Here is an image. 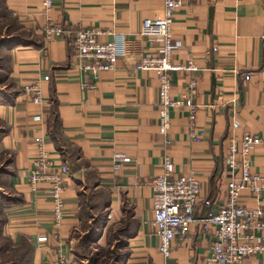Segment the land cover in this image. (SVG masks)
<instances>
[{
    "label": "crops",
    "instance_id": "0c3cea01",
    "mask_svg": "<svg viewBox=\"0 0 264 264\" xmlns=\"http://www.w3.org/2000/svg\"><path fill=\"white\" fill-rule=\"evenodd\" d=\"M53 1L48 11L44 0H0L1 37L22 39L2 48L7 67L0 80V190L6 196L0 209V264H55L58 250L76 252L89 230L83 211L89 197L96 199L99 214L108 216L107 227L121 225L126 264H205L214 231L203 233L200 221L174 239L169 259L159 252L152 183L169 156L179 173H197L203 197L224 203L228 143L246 131L263 139L250 158L253 172L264 176V0H186L175 12L174 37L181 46L172 59L191 60L196 70L172 73V98L184 97L196 80L194 130L206 133L200 142L193 139L187 106L173 108L168 134L160 133L158 74L136 68L143 56L162 54V42L142 33L145 19L163 15L161 0ZM49 19L64 28L63 36L45 39ZM79 28L100 30L104 43L125 37L126 51L114 70L98 77L81 71L74 47ZM247 71L253 72L249 81ZM37 83L43 106L24 92ZM38 113L44 116L42 129L33 119ZM38 135L45 136L56 163L66 162L71 170L59 229L48 183H40L38 192L29 183ZM116 153L131 158L120 170L113 167ZM242 203L264 205V194L260 199L244 191ZM207 211L201 203L195 215L201 219ZM43 235L48 240L39 242ZM106 241L102 235L100 244ZM243 264H264V252Z\"/></svg>",
    "mask_w": 264,
    "mask_h": 264
},
{
    "label": "built area",
    "instance_id": "2783aa9c",
    "mask_svg": "<svg viewBox=\"0 0 264 264\" xmlns=\"http://www.w3.org/2000/svg\"><path fill=\"white\" fill-rule=\"evenodd\" d=\"M163 15L156 19L147 18L143 21L142 33L158 39L163 44L161 55L143 56L136 68L153 70L159 77V131L168 134L172 125L171 111L175 107L187 106L191 111V127L194 141L200 142L205 132H195L196 106L194 94L197 88L196 80L190 83L188 92L181 99L172 98V73L175 71H194L193 61L187 64L174 63L172 57L181 43L174 37L175 12L184 5L186 0H161ZM53 0H44V7L49 11ZM45 39L63 36L64 28L49 19L43 29ZM102 33L98 29L79 28L74 31V47L82 61L80 69L98 77L104 71L116 68L119 59L125 54V37L118 36L112 41L101 42L98 38ZM253 75L247 71L244 78L249 81ZM46 80L50 76H45ZM89 83H84L88 86ZM24 92L38 105L45 103L42 87L37 83L27 85ZM42 129L43 113L33 117ZM239 127L238 122L233 123ZM263 142L262 137L249 131L241 137L230 138L224 168L227 174V192L224 203L219 204L202 196V184L196 172L179 173L175 163L169 156L164 157L163 170L153 180V202L155 233L159 238V252L169 259L174 251L173 241L177 236L186 235L193 223L200 221L203 233L214 231V239L210 255L205 264H243L249 256L264 252V205L248 206L242 203L244 191L251 192L254 197L262 198L264 194V176L253 172L250 150ZM37 155L33 158L28 171L29 183L33 192H38L40 183H48L52 199V215L55 227L61 228L66 217L64 191L70 177V166L64 162L57 164L47 150L45 136L35 137ZM131 158L123 153L113 157V167L120 170ZM207 208L205 217L198 219L195 215L200 204ZM59 235V233H57ZM48 236L38 237L39 242H45ZM55 264H76V254L73 249L56 252Z\"/></svg>",
    "mask_w": 264,
    "mask_h": 264
},
{
    "label": "rangeland",
    "instance_id": "374dc122",
    "mask_svg": "<svg viewBox=\"0 0 264 264\" xmlns=\"http://www.w3.org/2000/svg\"><path fill=\"white\" fill-rule=\"evenodd\" d=\"M5 39L7 37L2 38L0 33V75L3 76L5 74L3 69L7 67V52L2 50ZM11 40L15 39L10 38L9 41ZM2 85H0V89L3 87ZM91 195H94V193ZM5 196L0 190V209L2 199ZM93 198L89 197L88 202L84 201L83 205V211L86 214H84V228L89 230L76 247L77 264H126L129 251L126 248L125 233L120 229L121 225L107 227L108 216L102 213L99 214L96 210V204L94 205L96 199ZM102 235L107 237L104 244L99 242Z\"/></svg>",
    "mask_w": 264,
    "mask_h": 264
},
{
    "label": "trees",
    "instance_id": "16d2710c",
    "mask_svg": "<svg viewBox=\"0 0 264 264\" xmlns=\"http://www.w3.org/2000/svg\"><path fill=\"white\" fill-rule=\"evenodd\" d=\"M15 40H11V41H9L10 40V37H7V39H5V41H4V46H10V45H14V44H16V43H19V42H21L22 41V39L20 38V37H15L14 38ZM2 77H3V75H0V80L2 79ZM2 132V131H1ZM0 132V133H1Z\"/></svg>",
    "mask_w": 264,
    "mask_h": 264
}]
</instances>
